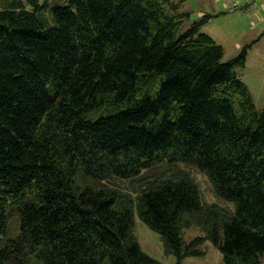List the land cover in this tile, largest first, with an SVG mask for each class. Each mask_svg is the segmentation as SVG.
<instances>
[{
    "label": "trees",
    "instance_id": "16d2710c",
    "mask_svg": "<svg viewBox=\"0 0 264 264\" xmlns=\"http://www.w3.org/2000/svg\"><path fill=\"white\" fill-rule=\"evenodd\" d=\"M178 5L68 0L46 26L0 0V236L12 216L19 230L0 264H162L134 213L176 264L207 240L223 264H262L264 106L234 70L248 45L224 61L210 14Z\"/></svg>",
    "mask_w": 264,
    "mask_h": 264
},
{
    "label": "rangeland",
    "instance_id": "374dc122",
    "mask_svg": "<svg viewBox=\"0 0 264 264\" xmlns=\"http://www.w3.org/2000/svg\"><path fill=\"white\" fill-rule=\"evenodd\" d=\"M178 5V12L189 14L193 21L210 14L200 26V32L210 35L217 44L223 47V60L236 56L241 49L247 46L244 65L235 67L238 77L246 84L257 109L264 106V0H172ZM25 8L36 11L44 25L55 24L52 8L68 4V0H37V5L26 0ZM237 3V9H232ZM255 44V45H254ZM191 173L198 182L202 198L206 202L215 200V195L207 177L195 170ZM123 185L126 181L122 182ZM224 204V203H223ZM13 218V219H12ZM12 216L8 229L0 236V244L7 238H14L18 234L17 220ZM131 232L140 248L160 261L162 264H176L175 255L166 247L162 235L143 222L136 213ZM202 234L198 227L185 228L184 238ZM205 253L200 256L186 257L182 264H223L220 252L206 241L203 246ZM264 264V256L262 259Z\"/></svg>",
    "mask_w": 264,
    "mask_h": 264
},
{
    "label": "built area",
    "instance_id": "2783aa9c",
    "mask_svg": "<svg viewBox=\"0 0 264 264\" xmlns=\"http://www.w3.org/2000/svg\"><path fill=\"white\" fill-rule=\"evenodd\" d=\"M237 7H238L237 3H234L232 9H237Z\"/></svg>",
    "mask_w": 264,
    "mask_h": 264
},
{
    "label": "crops",
    "instance_id": "0c3cea01",
    "mask_svg": "<svg viewBox=\"0 0 264 264\" xmlns=\"http://www.w3.org/2000/svg\"><path fill=\"white\" fill-rule=\"evenodd\" d=\"M255 45V44H254Z\"/></svg>",
    "mask_w": 264,
    "mask_h": 264
}]
</instances>
